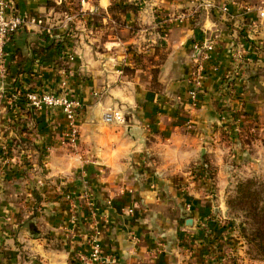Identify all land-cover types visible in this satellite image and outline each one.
I'll return each instance as SVG.
<instances>
[{
    "label": "crops",
    "instance_id": "obj_1",
    "mask_svg": "<svg viewBox=\"0 0 264 264\" xmlns=\"http://www.w3.org/2000/svg\"><path fill=\"white\" fill-rule=\"evenodd\" d=\"M48 1L16 0L23 24L5 43L0 96L20 87L80 99L79 150L60 143V107L18 114L33 125L25 143L0 155V264H96L87 259L94 239L112 264H188L183 243L201 246L199 220L213 209L209 176L197 169L212 167L222 188L229 163L241 160L226 132L264 122V0H143L132 14L120 0H85L72 21ZM155 9L168 14L158 22L167 26L160 91L156 47L140 48L141 30L131 32L153 24ZM0 103L8 112V99ZM110 106L125 123L104 121Z\"/></svg>",
    "mask_w": 264,
    "mask_h": 264
},
{
    "label": "rangeland",
    "instance_id": "obj_2",
    "mask_svg": "<svg viewBox=\"0 0 264 264\" xmlns=\"http://www.w3.org/2000/svg\"><path fill=\"white\" fill-rule=\"evenodd\" d=\"M67 1L73 2L71 3L72 7H76L78 4V0ZM120 1L125 3L123 4L124 13L128 12L132 14L131 11L135 12V9L140 11L141 7L144 6V3H142L143 0ZM49 2L56 3V0H49L48 3ZM160 12L161 14H159ZM171 12L174 13L176 11L173 10ZM165 13L167 12L164 10L162 11L155 9L153 12L155 22L153 24H134L131 28V32L133 31L134 33L137 32V29H139V31L141 30L139 37H137L139 38L140 48H144V46L150 44L152 45L149 48L153 46L156 47L157 56L152 60V71L157 70V74L159 71V65L165 58V52L163 51L161 45V41L163 40L160 37L164 35L167 26L165 23L162 26L158 24L159 21L163 20L164 18H168V14L165 15ZM82 14L83 12L81 14H77L76 12L75 15H70V21L79 19L82 17ZM174 15L176 16L177 14ZM171 16H173V14ZM90 22L97 25V16L94 15V18L92 21L90 20ZM146 26H150V29ZM145 28L148 30H145ZM134 33L133 35H135ZM136 46L139 47L137 43ZM238 59L239 57H237V60L235 61L238 62ZM196 63L197 61H194V68ZM19 88L17 87L15 89V87H12L9 95L5 94V97L4 95L0 96V102L4 101L5 98L10 102V109L8 112L5 111V109H1L2 103H0V115L3 113L9 114L8 117H4V120H1L0 118V130H2L0 131V140L3 141L0 144V155L3 157L11 155V152L18 148L19 145L25 143L26 140L22 139L23 132L28 129H32L33 124L28 123V125H26L27 122L22 121L21 118L18 119V114H32L33 110H29L37 109L32 108V106H30L27 101L21 102L22 92H20ZM153 89L155 91H160V85H153ZM233 90L234 87H230L224 90V92L233 93ZM26 91L28 90H25V92ZM64 91V89H55L53 93L60 94ZM191 91L194 92V99L190 98ZM191 91L188 92V96L190 98L189 100L195 103L197 91ZM6 96L10 98H7ZM20 102L21 104L23 103L24 107L22 112L19 111V108L22 107ZM261 123L264 122H256V124L252 122V124L246 125V127L243 129L235 128L231 130V133L226 132L228 135V140L231 143V149L228 146L229 154L232 155L231 152H233V149H239L241 152V160L240 163L235 161L233 163H229L233 165V168H229L228 170V172L231 173V178L228 179L227 183L222 184V188L215 186L213 183L215 170L212 167L210 168V170L214 172V176L213 178L209 177L211 185L205 187L206 191H204V195L207 196V198L212 199L213 209L210 206L211 211L208 212L209 216L199 220L200 228H202V232L204 234L201 246H193L191 244L188 245L186 244V241L183 243L184 252L189 254V256L186 257L188 264H264V251L259 249L260 246L258 243L260 239H258L257 236L255 237V234L258 233V230H264V219H259L257 222H254L251 218L249 210L241 209L238 206L229 205V200L236 196V187L239 182L250 181L252 183V188L258 193L260 202H263L264 200V129L260 126ZM4 130L6 132H3ZM10 130L11 133L9 134L8 132ZM3 133H8V135L6 134L3 136ZM67 133L68 129L66 122V129L62 132V134H59L61 135L60 143L68 146L70 150H79V142L76 146H72L70 143H68ZM197 170L200 174L203 175L206 173L207 175V172L203 167H199ZM214 207H216L215 210ZM190 211V207H186L188 218H191L189 215L191 213ZM256 228H258V230L255 232ZM198 248L200 250L199 255L197 252ZM89 258L90 257L87 259Z\"/></svg>",
    "mask_w": 264,
    "mask_h": 264
},
{
    "label": "built area",
    "instance_id": "obj_3",
    "mask_svg": "<svg viewBox=\"0 0 264 264\" xmlns=\"http://www.w3.org/2000/svg\"><path fill=\"white\" fill-rule=\"evenodd\" d=\"M226 10L227 7H223ZM68 20H71V16H66ZM23 24L22 17L17 13L16 0H0V65L6 61L5 43L7 38L13 34ZM203 46V45H202ZM196 49H202L201 45L195 44ZM204 49H210L209 45H205ZM198 64L195 68L197 70V77L200 76L201 65L199 60H196ZM198 81V79H197ZM26 101L33 108L40 109L43 106L60 107L67 122L68 129V143L72 146H76L79 142V123L78 114L83 108V103L80 99L70 96L66 90L60 94L52 92H37L26 91L24 92ZM190 98L194 99V92H190ZM192 102V101H191ZM193 103V102H192ZM104 121L107 123L117 122L125 123L126 119L123 112L116 107H109L104 112ZM90 261L98 264H112L114 259H108L104 257L100 244L97 240H92Z\"/></svg>",
    "mask_w": 264,
    "mask_h": 264
},
{
    "label": "trees",
    "instance_id": "obj_4",
    "mask_svg": "<svg viewBox=\"0 0 264 264\" xmlns=\"http://www.w3.org/2000/svg\"><path fill=\"white\" fill-rule=\"evenodd\" d=\"M85 0H78V4L76 7H72L70 1L67 0H61L60 3L56 4L54 2H49V6L56 10L57 12L62 13L63 15L70 16V15H75L81 14V6L82 2ZM195 37H194V42L198 45H201L203 41V34L199 31L198 28H195ZM41 37L50 44L52 42L51 38L49 37L48 33L44 32L41 34ZM58 46H62L61 42L58 43ZM46 48V47H45ZM44 48V49H45ZM40 55V54H39ZM17 67L20 69L21 64L18 63ZM156 69V68H155ZM153 75V80H152V85L158 84V79H157V70L152 71ZM21 102H26V98L24 96V93L22 92V97H21ZM20 102V103H21ZM205 171L207 172V175L211 178L214 176V172L210 170L209 167H204ZM251 182H239L236 187V196L231 198L229 200V205L231 206H238L241 209L249 210L251 218L253 219L254 222H257V220L264 219V200L263 202H260L258 193L256 190H254L251 186ZM258 230V228L255 229V232ZM257 236L259 241V249L264 251V230H258V233L255 234V237Z\"/></svg>",
    "mask_w": 264,
    "mask_h": 264
},
{
    "label": "water",
    "instance_id": "obj_5",
    "mask_svg": "<svg viewBox=\"0 0 264 264\" xmlns=\"http://www.w3.org/2000/svg\"><path fill=\"white\" fill-rule=\"evenodd\" d=\"M202 153H204V151H202Z\"/></svg>",
    "mask_w": 264,
    "mask_h": 264
}]
</instances>
